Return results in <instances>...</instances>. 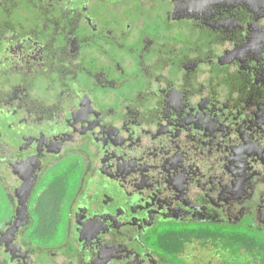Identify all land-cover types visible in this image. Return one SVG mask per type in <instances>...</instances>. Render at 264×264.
Segmentation results:
<instances>
[{"label":"flooded vegetation","instance_id":"obj_1","mask_svg":"<svg viewBox=\"0 0 264 264\" xmlns=\"http://www.w3.org/2000/svg\"><path fill=\"white\" fill-rule=\"evenodd\" d=\"M224 237L264 250V0H0V264Z\"/></svg>","mask_w":264,"mask_h":264},{"label":"rangeland","instance_id":"obj_2","mask_svg":"<svg viewBox=\"0 0 264 264\" xmlns=\"http://www.w3.org/2000/svg\"><path fill=\"white\" fill-rule=\"evenodd\" d=\"M106 6L96 5V11L105 15ZM181 253L183 259L192 264H264V250L233 245L226 237L218 241L206 238L190 240L183 245Z\"/></svg>","mask_w":264,"mask_h":264}]
</instances>
